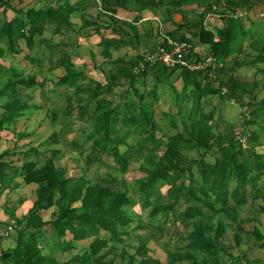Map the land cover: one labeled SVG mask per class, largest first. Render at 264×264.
I'll use <instances>...</instances> for the list:
<instances>
[{
	"label": "trees",
	"instance_id": "1",
	"mask_svg": "<svg viewBox=\"0 0 264 264\" xmlns=\"http://www.w3.org/2000/svg\"><path fill=\"white\" fill-rule=\"evenodd\" d=\"M97 1L100 2L101 14L89 15V18L85 14L87 18L82 20L83 28L95 26L98 31L107 22L113 25L121 22L134 32V35L128 33L118 38L101 36L99 45L109 60L112 59L111 48L125 45L129 39H140L138 29L132 22L116 17L119 10H138L135 16L137 22L142 19L140 12L145 9L171 14L176 7L197 3L202 10L194 17L188 16L186 12L183 24L167 34L179 41H189L195 54L202 49L201 46H208L210 54L218 62L215 76L211 77L205 71L157 64L151 69L156 79L153 87L140 89L137 82L140 77H147L150 69L136 73L135 66L141 60V56H137L128 60L116 59L106 83L95 80L94 85L88 87L82 82L85 73L73 62L72 53L63 48L66 47L63 42H54L53 38L56 34H63L62 27H74L72 16L76 12L82 15L87 13L89 0H52L47 6L26 9L19 7L15 0H0L2 15L8 10L14 12L11 17L0 22V41L5 44V47H0V57L7 59L6 62H0V80L3 82L0 85V97H6L0 113V131L16 123L24 111L33 106L28 100L18 97L20 86L27 89L40 86L42 94L46 92V78L42 76L43 79L39 81L44 73L42 58L26 54L25 60L38 67V70L27 74L16 70L13 62L15 56L12 55L22 53L21 40L26 42L28 48H32L38 37L39 43L46 46L52 59L57 62L56 67H63L65 71L51 91L65 89L59 97L65 99L66 105L62 112L47 113L52 124H61V130L52 131L43 143L49 146L51 155L41 159L39 147L30 145L23 152L21 166H12L6 159L10 149L0 153V182L4 188L11 187L20 172L26 184L36 185L35 199L28 211L21 217L13 215L16 221L14 228L18 234L14 258L19 260L14 261L18 264H116L115 257H118L120 264H223L220 254L229 253L230 264H264V260L259 258L232 255L229 250L231 242L226 243L227 227H235L233 238L237 246L243 243L242 232L245 231L250 236L249 241L254 240V245L264 247V231L254 223L256 213H264V186L261 187L259 183L260 177L264 175V153L254 147L260 145L264 130L216 132L212 123L215 111L206 110L202 105L203 99L210 95L229 97V100L249 108L251 118L245 119L247 122L244 126L257 123L256 109L264 111V97L259 100L256 95L258 85L249 84L236 72L245 64L264 61V36L255 37L252 34L253 40L246 48L244 44L250 32L244 19L234 16L230 10L243 8L251 11L257 4H263L264 0ZM210 12L213 16L207 18ZM102 14L107 15L109 21H104ZM216 16L222 17L221 26L215 24ZM186 30L191 32V36L185 33ZM48 34H51L49 38L46 37ZM233 53L237 54L229 65L228 57ZM244 56L246 60L242 58ZM178 71V77L183 82L182 89L179 91L174 84H169L176 93L179 113H182V105L187 104V100L192 101L191 111L184 115L186 119L190 118L191 123L188 125L183 118L180 129L176 118H171L168 124L176 129L171 134L157 121L154 107L158 98V83L171 79ZM2 72L5 74L2 75ZM120 82L127 83L124 85L127 97H101V91L112 93ZM127 87L138 96L137 100L129 98L131 92H127ZM131 137H136L138 145L147 139L151 140V152L143 156L139 165L143 174L136 180L138 200L130 194L126 178L119 175L128 169L132 161ZM244 139L252 143V148L247 150ZM121 145L127 146V149L121 151ZM87 147L90 149L84 156ZM139 149H143L142 144ZM193 150L200 154L199 157L185 153ZM62 151L69 152L75 165L81 169L80 174L68 176L67 167L57 165ZM214 151L213 160H208V155ZM102 152L112 155L117 165L108 166L114 170L104 174L95 171L91 176L88 174L92 165L90 160L93 155ZM96 163L99 167L106 165L102 159ZM161 184L168 186L165 194L160 192ZM250 199V215L253 216L244 215L241 208ZM74 203L79 204L74 206ZM133 204H140L143 209L149 210L148 223L129 213L128 209ZM51 208L55 210L51 211V218L45 220L41 211ZM170 213L175 222L180 220L183 224V232L175 236L176 239L181 238L183 243L168 250L164 263L152 256L149 237L143 235L141 230L151 226L149 232H154L151 219L155 216L165 219ZM253 223L252 229L248 230L249 224ZM22 224L24 228H21ZM100 228L109 232L108 238L99 236ZM136 229L137 234H141L140 240L137 244H131L126 235ZM67 230L73 234V243L87 238L93 240L82 253L74 254L67 262H52L48 256L42 255L39 238L45 233H56L65 241ZM158 230H163V224Z\"/></svg>",
	"mask_w": 264,
	"mask_h": 264
},
{
	"label": "rangeland",
	"instance_id": "2",
	"mask_svg": "<svg viewBox=\"0 0 264 264\" xmlns=\"http://www.w3.org/2000/svg\"><path fill=\"white\" fill-rule=\"evenodd\" d=\"M52 0H22L21 3L18 2V0H15V3L17 5L19 4L21 8H29L31 6L33 7H44L49 4V2ZM71 2H75L76 0H70ZM90 4L86 6L88 8L87 13H83V15L80 12H76L72 16V22L75 24L74 27H72V32L69 31V35H59L56 34L54 36V42H63L66 47H63L66 51H69L72 53V59L74 62L81 68L85 76L83 80H86V86L92 87L94 85L93 81H99L101 79L103 82L106 83L105 76L107 78L109 70L105 71L102 73L101 66L97 68V63H100L102 61L101 55L98 53V51H95V38H99L100 32H97L95 29V26H89L88 31L90 32V35H86V30L82 27V20L83 18H89L91 16L89 15H94L96 12H99L100 9V2L97 0H91L89 2ZM14 14L13 11L8 10L6 14L2 15V11H0V22L2 23L5 19L9 18ZM88 16L86 17V15ZM196 14V13H195ZM131 15V14H129ZM96 16V15H94ZM215 24L217 26H221L223 24L222 22V17L216 16L215 17ZM158 24V28L161 29L162 32L166 33L163 28V23L159 20H156ZM147 21H142L141 24L143 27H140V30L143 31L144 29L150 30V25L146 24ZM155 25V26H156ZM167 28V27H166ZM78 29L80 32H75V30ZM254 29V27H252ZM144 30V31H146ZM75 32V34H73ZM133 35L132 33H130ZM156 30L152 26V30H150L149 35L147 37V40L150 41V44L154 48L158 45L159 43V37H155ZM97 35V36H93ZM51 34L46 35L47 38H49ZM192 39V38H191ZM134 40V38L132 39ZM69 42L75 43L73 46L70 45ZM82 44H80V43ZM71 46V47H70ZM0 47H5L4 42L0 41ZM21 47H22V53L17 54V55H12L14 57V64L16 65L15 67L17 68L16 70L18 71H23L25 74L27 73H32L36 72L38 70V67L28 63L25 60V55L29 54L33 58H42L43 59V65H44V73L43 75L40 76L39 81L43 79L42 76L46 78V92L45 94H42L41 87L36 86L33 88H24L23 86L19 87V93L18 97H22V100H25V98L33 105L31 108L27 109L24 111V113L21 115V117L18 118L16 123H13L10 125L9 128H6L5 130H2L0 132V152L4 151L6 149H10L9 156L15 161H19V163L23 162V152H25L26 149L30 145H34L39 147V152H40V158H48L51 153L49 150V146L44 143V140L46 139L49 134L54 131V130H61V124L56 123L52 124L50 118L48 117L47 113L50 111H57V112H62L64 106L66 105L65 99L60 98L59 94L61 92L63 93L66 91L65 89H59L58 92H52V88L54 87V83L57 82V80L64 74V69L63 67L57 68L55 64L57 62H53L52 57L50 55L49 50L46 48L45 45L40 44L38 41V37H36V42L34 47L28 48L26 42L24 40H21ZM203 48L204 54H210V49H208V46H201ZM70 48V49H69ZM72 48V50H71ZM92 48V49H91ZM94 49V51H93ZM89 51H93V60L89 59ZM117 54V53H116ZM11 56V57H12ZM7 61V59H3V57H0V62L3 63ZM219 63H222V61L219 60ZM6 64V63H5ZM94 66V67H93ZM22 69V70H20ZM179 72V71H178ZM178 72L176 73L177 75H173L171 79L158 83L157 88H158V98L156 100L155 104V115L157 121L161 124V126L164 127V129L173 134L176 132V129L172 126H170L168 123L171 120V118H176L177 125L181 129L182 127V119L185 118L184 115H188L189 112L191 111L192 108V101L187 100V104L184 103L182 106V113H179V108L176 104V93L173 91L171 88V84H174L177 89L180 91L183 86L182 80L178 79ZM251 71L248 67L242 68L241 73L244 74V76H248ZM5 73L2 72V75ZM98 74H101L98 76ZM5 77H7L5 75ZM93 77H98L93 78ZM6 80V78H3ZM153 79H155L154 76H147L145 78L140 77V81L137 82L138 86L143 89L147 88L148 86H151V82H153ZM82 80V81H83ZM121 80H124L123 78ZM156 80V79H155ZM156 82V81H155ZM2 80H0V85L2 84ZM121 86H115L114 87V92L119 93V92H124L126 89L127 83L123 84L122 82ZM171 83V84H169ZM125 85V86H124ZM101 97H103L104 94H106L109 97H112L111 93L108 92H103L101 91ZM112 92V93H114ZM127 92L130 93L128 96L131 99L137 100L138 96L135 93H132L131 89H128L127 87ZM127 97V95L124 93ZM257 98L260 100L264 96V87L260 86L258 87V92L256 93ZM5 96L0 97V113L3 111V103H5ZM35 105V106H34ZM203 108L206 110H214L215 111V118L213 120L214 128L215 131H230V130H235L236 133L240 132H247L248 130L254 128L250 125H245L248 119L251 118V115L249 117V108H245L244 110L248 111L245 112L243 110V106H241L239 103H235L232 100H229V97H220L219 94L216 95H210L207 96L203 99L202 101ZM256 121L258 127L261 126V128H264V111H257L256 109ZM247 118V119H246ZM246 119V120H245ZM186 122L188 125H190L191 120L190 118H185ZM254 130V129H253ZM70 137L73 136L72 133L69 134ZM14 140H16L17 144H14ZM167 140V139H166ZM7 141V142H6ZM129 143L132 144V161L130 162L128 169L124 173H120V176H123L126 178V185L128 189L130 190V194L136 198L137 200L139 199V193L137 190L138 184L136 183V180L143 174L141 170L139 169V165L143 160V156L146 153L151 152V140L147 139L146 141H143L138 145L136 143V137H131L129 138ZM141 144L143 146V149H139L141 147ZM244 145L245 147L250 149L252 148V143L249 140L244 139ZM60 146V145H58ZM258 152H263L264 147H262V144L254 146ZM15 149V150H14ZM90 147L86 148V151L84 153V156H86L89 151ZM121 151H125L127 149V146L121 145L120 147ZM163 149V148H162ZM161 149V150H162ZM203 152V151H201ZM216 151L211 152V155H208L209 157L207 158L208 160L212 161L213 156ZM188 153V156H196L199 157L198 153L196 150H193L192 152H185ZM93 158L90 160L92 163L90 173L91 176L94 175L95 171L99 173H106L107 171L114 170L112 168H109L108 166H112L114 164L117 165V162L115 161L114 157L106 152L102 153H97L96 155L92 156ZM136 157H139V159H136ZM98 159H102L106 165H103L99 167V164L96 163ZM84 163L86 161L83 160ZM57 165L58 166H66L67 167V173L68 176H72L75 174H80L81 169L75 165V162L72 160L70 157L69 152H64L62 151L61 157L57 160ZM101 165V164H100ZM255 172V171H254ZM21 173V172H20ZM19 173V175L16 176L17 178V184L16 187L19 190L20 197L17 196V190L16 187L12 188L11 191H6L1 195V197L6 198L7 200L16 203H19L22 199L23 201L20 203L25 202L26 204L28 203L27 201H32L35 198V193L34 190L36 189L35 184H26L22 180V175ZM255 174V173H254ZM259 183L262 186H264V175L260 177ZM35 188V189H34ZM160 192L163 194L166 193V190L168 186L166 184H161L160 185ZM21 198V199H20ZM64 203L66 201L64 200ZM79 203H74L73 205L76 206ZM6 207V206H5ZM251 207V199L250 202L247 204H244L241 206L243 210L244 215H250L252 212L250 211ZM7 208V207H6ZM182 208V206L180 207ZM9 209V208H8ZM19 213H21L22 206L20 205L18 207ZM55 210V208H51L49 210H45L44 215L42 213V216L45 218V220H49L51 218V211ZM10 211V209H9ZM12 211V210H11ZM129 213L134 215L135 217H138L140 219L145 220L147 223L149 222V216H148V209H143L140 204H133L132 207H129L128 209ZM14 212H16V209H14ZM11 213V212H10ZM257 219L255 220L254 223H256L263 231H264V213L258 212L256 213ZM175 218L173 217L172 213L167 218H163L162 216H155L154 218L151 219L152 224L154 227L152 229L154 232L150 233L149 232V227L143 228L141 231L143 235L145 234L146 236L149 237V247L153 249L152 256H155L157 258H160L164 263H166L167 259V252L169 249H173L176 245L179 246L183 242L181 238L176 239L175 236L180 235V233L183 232V224L180 220H174ZM174 223H176L174 225ZM253 224H249L247 227L248 230H251L253 227ZM135 224V222H133ZM163 224V230H158L159 226ZM15 229V228H14ZM228 229V238L226 239V243L231 242V248L229 249L232 255H238V256H244L247 259H254V258H259L261 260H264V247L263 246H258L254 245V240L249 241L247 233L245 231L242 232L244 241L240 246H237L235 244V240L233 238L234 234V228L227 227ZM12 231H14L12 229ZM155 234V235H154ZM49 235V238H46V241L42 238L41 240V245L42 246V251L44 250L45 253H47L49 259L52 260V262L55 261H68L71 256L77 253H82L85 248H87L91 242L92 238H87L83 239L80 241H76L73 243V234L70 230L66 231L65 237L63 241V237H58V234H49L45 233V237ZM99 236H102L104 238L109 237V232L100 228V233ZM141 234H137V229L131 232V234L126 235V238L131 244H137L139 243L138 241L140 240ZM154 237V238H152ZM251 239H253L251 237ZM247 240V241H246ZM43 241V243H42ZM66 241L68 242L67 245L65 244ZM72 244V245H70ZM72 246V247H68ZM49 246V253L47 252V248ZM131 251L133 250L132 248H129ZM229 253H221L220 257L222 259L223 264H230V258L228 256ZM24 256V255H23ZM117 262L116 264H120V259L118 257H115ZM33 262V261H31ZM21 264H29L26 262H22ZM177 264H188V262H181Z\"/></svg>",
	"mask_w": 264,
	"mask_h": 264
},
{
	"label": "crops",
	"instance_id": "3",
	"mask_svg": "<svg viewBox=\"0 0 264 264\" xmlns=\"http://www.w3.org/2000/svg\"><path fill=\"white\" fill-rule=\"evenodd\" d=\"M76 1H78V0H76ZM89 2H91V0H89ZM89 2H88V5L90 4ZM86 10H88V8H86ZM201 10H202V7H198L197 3L176 7L175 9H173L171 14L163 13V11H158L155 13L150 9H145V10L140 12L142 14V19H139V21H137V22L135 21V16L138 13V10H136V9L119 10L116 14V17L118 19H121V20H127V22H132L134 24V26H136V28L138 29V35H139L140 39H139V41L136 38L134 40L129 39V40H127V44L122 45L120 47L111 48L112 59L109 60L107 57H105V55L103 53L102 46L99 45L101 36L118 38V37H122V36L124 37L128 33H132L134 35V32L131 30L130 27H128L127 25H123V23H121V22L116 23V25L111 24V22H107L106 23L107 25L101 27L100 30L97 31V32H100L99 38H95V46L97 47V48H95V51H98V53L103 58L100 63H97V68L99 66H101L102 73L105 71H108V70L110 72V70L113 68V66H115V60L116 59L123 58L124 60H128L131 57L134 58L137 56H141L142 53L146 50L153 49L154 45L152 46L150 44V41L147 40V37L149 35L150 30H152V26L156 30V34L160 32L161 29L158 28V25H156V23L158 24V22L156 20H159L160 23L164 22L163 23V26H164L163 30L166 33H168V31H174L175 29H177V27L180 24H183V19L185 18L186 12H187L188 16L194 17L196 15L195 13H197ZM98 14H101V13L96 12L94 15H98ZM129 14H131V15H129ZM94 15H91V16H94ZM101 18L104 21L105 20L109 21V17L107 15H105V16L103 15ZM243 19H244V23H245L247 30H249V32H250L248 35V38L245 40V44H244L245 47L248 48L250 46V42L253 40L252 34L255 37L260 36V35L264 36V3L263 4L262 3L257 4L256 6L251 8V11H249L248 15L246 17H243ZM142 21H147L146 24L150 25V30H146V29H144L146 31L140 30V27H143V25L141 24ZM252 27H254V29H252ZM88 29H89V27L84 28V30L87 31L86 35L91 36ZM69 31L72 32L71 27L64 26V27H62V33L63 34H59V35H63V37L65 35L70 36L68 33ZM75 32H80V31L78 29H76ZM75 32L73 34H75ZM186 32H187V35L191 36L190 35L191 32L189 30H186L185 33ZM93 36H97V35H93ZM155 37H157V35ZM159 41H160V38H159ZM69 43L71 46H73L75 44L72 42H69ZM194 43L196 44V42H194ZM80 44H82V43H80ZM71 50H72V48H71ZM93 51H94V49H93ZM93 51H89V59L90 60H93L92 59V57H93L92 52ZM200 51L203 52V48L200 49ZM236 54L237 53H233L230 57H228V64L229 65L232 64L234 58L236 57ZM242 58H244L246 60L245 56ZM53 62H55V61L53 60ZM73 62H74V60H73ZM247 62H250V61H247ZM55 65H57V64H55ZM246 67H248L251 71H253L248 75L250 77L244 76V74L241 73V69L246 68ZM57 68H59V67L57 66ZM151 69L149 70L150 72L148 71V77L153 76V71H151ZM236 74L243 77V79L248 81L249 84H257L258 87H260V86L264 87V61L257 62L256 64H253V65L245 64L240 69H238ZM100 75L101 74H98V76H100ZM175 75H177V74L175 73ZM108 76H109V73H108ZM93 78L98 79V77H93ZM141 78H143V77H141ZM105 79H106V76H105ZM178 79L181 80L180 77H178ZM84 81H86V80H83L82 82L86 84V82H84ZM99 81H101L102 83H105L101 79H99ZM122 82H124V80H122ZM154 83H155V80L153 79V82H151V86ZM119 86L122 87L121 83H119ZM24 88H26V87H24ZM257 92H258V88L256 90V93ZM124 93H125V91L123 93L122 92H119V93L114 92V93H111L112 97H109L106 94H104L103 97L108 98V99L119 98V96L120 95L123 96ZM20 98L22 99V97H20ZM25 100H27V99L25 98ZM2 107H3V105H2ZM250 126L254 127V128H252V130L253 129L257 130V131H263L264 130V128H261L260 126L258 127L257 123H252V124H250ZM263 135H261L260 140H259L260 143L262 144V147H264ZM13 142H14V144H17L16 140H14ZM263 153H264V151H263ZM6 159L8 161H10V163H12V166H21V164L23 163V162L19 163V161L17 162L15 160H13L12 158H10V156H7ZM23 161H24V158H23ZM9 173L12 174L13 173L12 170H10ZM22 180H23V178H22ZM17 183L18 182H17L16 177H15L14 181L12 182L11 187L4 188L0 182V232L4 229H8V236L3 239V244L5 246L6 255L2 259H0V264H18L15 261L18 262L19 260H17L16 257L14 258V251L18 245V234H17V231L14 229V226L16 225V221H15V217L13 215L15 214L16 216L21 217L23 214H25L28 211V209L30 208V206L32 205V203L35 199L34 198L30 202L27 201L28 202L27 204L25 202H23V203L19 202V203L15 204L14 202H11L4 197L3 198L1 197V195L3 193H5L6 191H11L12 188H15ZM16 190H17V196L20 197L19 190L17 189V187H16ZM34 193H35V190H34ZM20 205L22 206V209L20 210L21 213H19V209H18V207ZM8 208L10 209V211ZM14 209H16V212H14ZM45 210L46 209H43V211H41V213H43V215H44ZM21 228H24L23 224L21 225ZM12 229L14 231H12ZM42 238L45 240V238H49V235L46 237L42 235V237L39 238L38 245L40 247L43 246V244L41 245ZM42 243H43V241H42ZM48 249H49V246L47 248V252L49 253ZM42 255L48 256L44 250L42 251Z\"/></svg>",
	"mask_w": 264,
	"mask_h": 264
},
{
	"label": "built area",
	"instance_id": "4",
	"mask_svg": "<svg viewBox=\"0 0 264 264\" xmlns=\"http://www.w3.org/2000/svg\"><path fill=\"white\" fill-rule=\"evenodd\" d=\"M230 11L234 16L241 18L246 17L249 13L247 9L243 8H236ZM212 16L213 14L211 12L207 14V18ZM157 37L160 38L158 45L142 53L140 62L135 66L136 73L149 70L158 64L166 67L179 66L180 68H187L191 71H205L211 77L215 76L218 62L214 55L209 53L204 54V52L200 50L195 54V52H193V46L189 41L176 40L161 30L157 33ZM245 108L247 107H244L243 110ZM244 111L248 112L246 110ZM7 236L8 229H4L0 232V259L5 255L3 239Z\"/></svg>",
	"mask_w": 264,
	"mask_h": 264
},
{
	"label": "clouds",
	"instance_id": "5",
	"mask_svg": "<svg viewBox=\"0 0 264 264\" xmlns=\"http://www.w3.org/2000/svg\"><path fill=\"white\" fill-rule=\"evenodd\" d=\"M47 210H49V209H47Z\"/></svg>",
	"mask_w": 264,
	"mask_h": 264
}]
</instances>
